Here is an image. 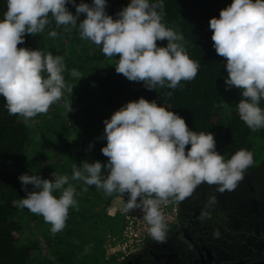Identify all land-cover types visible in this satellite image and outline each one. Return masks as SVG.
<instances>
[{"label":"clouds","instance_id":"1","mask_svg":"<svg viewBox=\"0 0 264 264\" xmlns=\"http://www.w3.org/2000/svg\"><path fill=\"white\" fill-rule=\"evenodd\" d=\"M68 3L75 6V15ZM106 6V0H93L91 5L76 0H7L0 20V96L10 115L27 123L46 114L63 98V90L73 91L66 84L61 55L18 48L26 33L45 30L49 14L57 25L78 26L81 38L100 46L106 57L118 56L115 71L129 81L143 82L148 90L163 88L165 82L175 89L197 76L200 64L179 43L184 37L163 22L162 3L130 0L116 19L106 13ZM80 14H85L83 20ZM209 27L217 55L226 60V86L241 91L236 106L240 119L252 131L264 128V109L259 106L264 100V0H232L219 18L210 19ZM163 40L167 46H158L157 41ZM70 74L82 78L76 69ZM64 107L67 113L73 111L71 102ZM104 125L107 144L101 152L107 164L73 165L71 180L95 185L106 195L127 193L125 210H142L149 235L157 243L167 240L162 205L170 199L183 201L202 183L217 185L220 192L232 191L253 163L252 153L245 149L225 160L211 132L192 131L180 115L143 97L120 107ZM19 180L26 196L14 202L16 206L42 216L52 234L62 231L69 209L78 208L69 176L48 180L22 174ZM27 185L34 190L28 191Z\"/></svg>","mask_w":264,"mask_h":264},{"label":"trees","instance_id":"2","mask_svg":"<svg viewBox=\"0 0 264 264\" xmlns=\"http://www.w3.org/2000/svg\"><path fill=\"white\" fill-rule=\"evenodd\" d=\"M81 2L91 5L93 0H76V4ZM149 2L163 4V22L169 23V28L177 29L184 37L183 46L189 57L200 64L198 74L190 81H181L175 89L168 88L165 82L163 88L157 85L156 89L148 90L143 82L129 81L115 71L118 57L105 60L99 66L106 58L103 54L95 66L94 76L101 95L99 106L105 104V111L114 114L127 102L143 97L180 115L192 131L211 132L216 150L225 160L240 149L251 152L253 163L234 190L220 192L217 185L202 183L183 201H178L179 226L185 224L184 208L189 207L202 226L206 223V228L224 232L221 237L225 238L226 245L234 242L237 248L240 247L238 252L242 256L250 255V249L255 251V243L259 247L264 244V147L259 146L264 139V128L252 131L240 119L236 106L242 99L241 91L226 86V60L217 55L209 27L210 19L219 18L220 11L228 7L232 0ZM128 3L130 0H106L105 11L116 19L117 13ZM66 7L73 15L76 14L72 3ZM6 11L7 0H0V20H3ZM84 18L85 14H80L79 20ZM53 20L49 14V23ZM24 41L18 48L33 50V35L26 33ZM157 45L166 47L167 43L165 40L157 41ZM259 106L264 109V100ZM76 109L81 115L91 111L88 105L82 109L76 106ZM102 113V110L101 113L99 111L97 117ZM37 117L39 119L40 115ZM36 120L35 117L26 123L22 117L10 115L4 98L0 96V264H176L169 249L176 247L172 234L179 226L167 227L165 243H157L150 236L142 250L125 258H107L111 238H119L125 227L122 231L118 229L115 219L120 214L117 212L111 216L109 209L118 197L124 198L126 203L127 193L123 197L119 192L106 195L95 185L80 182L82 195L81 199L76 198L78 208L69 209L65 228L56 234H52L51 225L42 216L16 206L14 202L26 196L19 176L33 174L26 166L17 165V168L14 164L26 165L32 161L31 154L25 161L20 159L31 143L32 127H39L34 123ZM95 134L101 151L107 144L104 128ZM96 157L102 164H107L108 158L102 152ZM27 190H34L33 186L27 185Z\"/></svg>","mask_w":264,"mask_h":264},{"label":"rangeland","instance_id":"3","mask_svg":"<svg viewBox=\"0 0 264 264\" xmlns=\"http://www.w3.org/2000/svg\"><path fill=\"white\" fill-rule=\"evenodd\" d=\"M164 23L170 26L169 23ZM173 30L179 34L177 29ZM51 32H55L56 35H49ZM33 37V50L40 49L45 53L50 51L53 55L63 57L66 66L63 75L66 84L73 86V91L70 94L67 89L63 90L62 101L52 104L51 110L46 114H40L39 119L36 116L37 120L34 123L39 125L40 130L32 127L31 143L20 159V161H25L31 154L32 161L26 165L19 163L14 165H24L29 169L30 174L39 175L42 179L54 180V175H68L69 182L76 190L74 198L81 199L80 182L82 181L71 180L73 165L80 166L83 161H98L96 154L101 151L97 147L98 141L95 133L105 128L104 121L110 119L113 114L105 111V104H102L104 107L99 106L101 95L94 77L95 66L103 53L100 46L81 38L78 26L74 28L71 25H57L55 20L46 25L42 33L33 35ZM165 42L168 43L167 40ZM179 43L183 45L184 41H179ZM117 57H111V59ZM105 60L110 61V58L103 59L99 66H102ZM72 69H76L81 74L80 80L71 76ZM70 102L73 111L67 113L64 105ZM86 105L91 107V111L87 110L83 115L78 114L79 110L76 106L82 109L84 106L86 108ZM101 110L103 113L97 117ZM259 146L264 147V139ZM54 195L59 196L60 193L56 192ZM113 202H115V204L112 203L115 205L114 210L120 214L115 221L119 224L118 229L122 231L125 220L121 209L126 203L121 197Z\"/></svg>","mask_w":264,"mask_h":264},{"label":"flooded vegetation","instance_id":"4","mask_svg":"<svg viewBox=\"0 0 264 264\" xmlns=\"http://www.w3.org/2000/svg\"><path fill=\"white\" fill-rule=\"evenodd\" d=\"M188 208H184L185 224L180 225L172 234L176 247H170L169 251L176 264H235L242 260L264 259V244L259 247L255 243V251L250 249V255L242 256L236 243L226 245L225 238L221 237L223 231L206 228V223L202 226L197 220L198 216L191 214L192 210ZM165 262L168 263L167 260Z\"/></svg>","mask_w":264,"mask_h":264},{"label":"built area","instance_id":"5","mask_svg":"<svg viewBox=\"0 0 264 264\" xmlns=\"http://www.w3.org/2000/svg\"><path fill=\"white\" fill-rule=\"evenodd\" d=\"M165 223L167 227L179 226L180 206L178 201L170 199V201L162 205ZM121 213L125 220V227L119 238H111L112 241L108 244L107 258L117 257L125 258L142 250L150 238L148 232V224L143 219L141 209L125 210V206L121 209ZM109 214L114 216L116 210H110Z\"/></svg>","mask_w":264,"mask_h":264},{"label":"water","instance_id":"6","mask_svg":"<svg viewBox=\"0 0 264 264\" xmlns=\"http://www.w3.org/2000/svg\"><path fill=\"white\" fill-rule=\"evenodd\" d=\"M235 264H264V259L263 260H253V261L242 260Z\"/></svg>","mask_w":264,"mask_h":264},{"label":"crops","instance_id":"7","mask_svg":"<svg viewBox=\"0 0 264 264\" xmlns=\"http://www.w3.org/2000/svg\"><path fill=\"white\" fill-rule=\"evenodd\" d=\"M117 199H118V198H117ZM113 203L115 204V202H113ZM114 206H115V205H112L113 208L111 207V208L109 209V211H110L111 209L114 210V209H115ZM109 215H110V214H109ZM111 216H112V215H111Z\"/></svg>","mask_w":264,"mask_h":264}]
</instances>
